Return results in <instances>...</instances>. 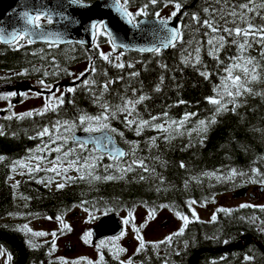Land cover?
<instances>
[{
	"label": "trees",
	"instance_id": "1",
	"mask_svg": "<svg viewBox=\"0 0 264 264\" xmlns=\"http://www.w3.org/2000/svg\"><path fill=\"white\" fill-rule=\"evenodd\" d=\"M92 1L94 0H83V2ZM146 2L147 0H131L129 9H136ZM180 2L183 6L177 18L179 25H187V27H181L185 43L183 45L177 43L175 48L171 47L161 52L158 57L154 54L140 55L126 52L121 59L125 64L133 63L132 69L127 67L116 69L111 64L100 60L93 46L85 48L72 44L49 47L42 44L28 45L24 41L23 46L16 50L14 46L0 45V85L8 83L16 86L21 82L41 79H45L46 83L52 85L67 82L69 76L64 70L69 72L71 67L80 62L89 65V56H92V63L97 69L95 74H86L85 77L96 81L92 90L77 86L75 92L66 93L65 103L58 112L49 111L44 116L31 118L16 119L13 116L12 119H6L12 116V113L9 110L0 111V129L5 133L0 136V156L4 157L0 160V219L9 213L16 215L18 209L22 208L21 201L25 200L23 197L28 198L31 209L47 214L56 211L53 215L61 214L73 205L80 204L81 200H86L88 204L84 207L90 208L93 212H104L105 205L115 206L116 210L111 212H126L127 208L133 210L137 207L145 208L143 202H147L148 207H155L156 211L162 209L159 208L160 204L172 205L171 212L175 213L179 210L191 218V213L185 203L189 199L196 200L197 205H201V202L205 205L223 190L232 192L246 186H264L251 182L252 179L264 178V95L256 94L264 92V73L259 82L251 84L253 93L245 94L238 99L239 106L235 111L223 112L217 117V123L209 127L202 145L195 133L192 134L190 140L186 130L183 134H174L172 139L165 141L164 133L151 128L145 129L140 136H136L134 131L125 128L121 123L123 115L110 121L111 127L124 133L123 140L119 136H114V138L127 152H130L131 146L125 144L124 140L139 142L136 156L144 159L145 164L150 169L154 168L156 174L164 177L163 185L151 172L145 173L139 168L124 174L123 179L112 181L76 179L67 187L54 191L49 186L35 182L36 179L43 178L46 181L47 177H50L49 173L43 171L27 174V179L19 183L16 189H13L8 181L13 162L26 158L31 154L30 149L35 150L41 144L39 138L30 139L29 137H36L37 131L44 125H50L57 119L71 121L81 112L96 115L100 111L93 102V92L99 95V85L105 83L106 80L115 81L109 85L103 97L111 104L120 103L121 95L133 98L132 88L137 89V95L142 90L151 97L137 106V111L144 119L149 118L150 115L161 116L164 111H167L171 120L178 121L184 113L195 112L197 116L192 117L185 125V129H189L195 126L198 119L210 117L214 107L206 103L205 97L213 95L212 87L220 83L219 77L225 75L224 68L230 62L228 58L237 55V49L231 43L232 38L227 37V44L220 53L222 63L217 65L215 60L208 56V47L204 45L201 51L202 64L198 67L201 69L206 67L213 73L209 81H205L190 64L186 66L181 63V58L187 55L183 51L187 47V41L193 37L203 41L205 39L203 33L207 31L206 28L191 20V14L196 13L202 23L205 18H209L203 12L205 7L231 9L233 5L247 3V0H180ZM163 4L164 0H160L156 6H150L148 18L153 17L151 13L159 10ZM253 4L257 6L256 10L260 15L264 16V8L259 7L264 4V0H253ZM237 11H239L238 7ZM250 15L256 26L264 24V21L255 14ZM139 18L141 17L137 19ZM215 18L223 27L224 21L220 19L219 13ZM41 23L48 25L43 20ZM237 23L240 22L237 21ZM228 26L234 27L235 25L229 23ZM249 39L251 47L244 55L254 58L264 67L259 36ZM53 57H55V64H53ZM160 64L167 65V68H161ZM23 69L28 70L27 74L17 76L16 73ZM131 71H136L139 75L135 78L130 77L128 74ZM235 71L239 72V70ZM44 72L49 73L47 78L43 76ZM54 72L57 73L55 76L52 75ZM105 72L107 76L104 75ZM161 76L164 77L161 91L154 92L153 89L159 83ZM120 77L123 79H119ZM76 85H80V81H76L71 87ZM22 99L23 97L18 94L11 97L9 101L16 105ZM69 100L73 103H68ZM181 100L184 103H179ZM152 136L157 137L156 146L149 148L146 141ZM47 139L44 137V142H47ZM189 143L192 146L185 148L184 146ZM71 146L74 145L69 141L65 149ZM126 159L130 161L131 155ZM181 162L185 164V168L180 167ZM109 163L115 162L103 157L94 174L103 176L105 174L103 166ZM252 167H256L261 175L254 177L251 173ZM230 169L244 172L245 176L217 181L214 177L209 178L202 175L205 172H213L226 176ZM110 172L119 175L114 173V170ZM140 175H144L146 179L140 181ZM193 178H199L200 182L198 183ZM186 180L188 181L187 188L184 186ZM157 187H160L161 191L157 192ZM93 205L95 208L92 207ZM241 216L246 219L240 220ZM252 217H256L255 221L251 220ZM192 219L193 222L186 227L185 234L181 237H174L171 246L157 244L154 248L153 245H147L142 251L143 253L148 252L144 255V262L146 264H191V258L198 251H203L197 256L196 264H264V253L256 243L253 241L246 243L248 238H254L264 247V231L260 230L264 227L261 225V221H264V212L258 207L236 208L231 215L218 213L217 221L213 223L197 222L194 218ZM211 237L217 238L212 239ZM225 240L228 243H224ZM185 241L188 242L187 247H185ZM238 243L242 245L223 252H214V250ZM176 251H179L180 255H176ZM245 255L252 256L253 260L244 261Z\"/></svg>",
	"mask_w": 264,
	"mask_h": 264
},
{
	"label": "snow or ice",
	"instance_id": "2",
	"mask_svg": "<svg viewBox=\"0 0 264 264\" xmlns=\"http://www.w3.org/2000/svg\"><path fill=\"white\" fill-rule=\"evenodd\" d=\"M160 0H147L146 3L137 7L134 11L129 10V5L131 0H112L111 5L105 4V7H111L112 10L119 14V16L124 20V22L131 26L134 29H138L140 25L144 24V20L137 19L138 17H148L149 16V7L156 6ZM70 5H78L80 7H88V4L83 3V0H68ZM172 5L173 11L168 16H162L159 11H153L151 15L154 18V24L150 29V34L153 36L154 42L147 46H135L128 43L119 41V38L110 28L105 24L103 20H93L90 23V30L92 35V46L98 52L99 59L105 61L112 65L116 69H124L125 67L132 69L134 67L133 63L125 64L121 57L124 55L123 51H118L119 49H131L140 53L149 52L157 57L161 54L162 50L167 49L168 47L175 48L177 43L183 45L185 41L183 40V33L181 27H187V25H177L176 27H169V23L173 17H176L182 8V3L180 0H164V6ZM237 7L239 11H237ZM259 7L264 8V4H261ZM257 6L253 4V0H247V3H240L238 6L233 5L231 9L226 8H208L205 7L203 12L207 17L202 23L200 18L196 13L191 14V20L200 24V26L207 29L203 33L205 39L203 41L195 39H189L187 41V47L183 49L187 53L186 56L181 58V63L191 65L198 71V74L205 80L209 81L210 77L213 75L206 67L201 69L202 64L201 60V51L204 45L208 47V56L211 57L217 65L221 64L220 53L221 50L225 48L227 44V37H231V43L236 46L237 55L230 56L229 63L224 68L225 75L219 77L220 83L212 87L211 91L213 95L206 96L205 101L207 104L214 107V111L211 113L210 117L205 119H198L194 127L185 129V125L190 121L192 117L197 116L195 112H186L183 116L177 120H171L168 116V112L164 111L161 116L150 115L149 118L144 119L139 111H137V106L141 103L149 100L151 97L145 94L140 90L139 95H137V89L132 88L133 98H128L124 95L119 97L120 103L111 104L105 100L104 93L108 91L109 85L115 83L113 80H106L105 83L99 85V95L93 92V102L97 105L100 111L96 115H90L86 112H81L78 117L69 121V120H60L57 119L55 122L50 125H44L40 130L37 131L36 137L41 140V144L37 146L35 150L30 149L29 152L33 153L39 152V155H31L28 159L35 160V166L31 164H25L23 160H17L13 162V168L19 166L20 169L27 168L28 174H35L38 172L45 173H55L61 178L63 182H58L55 184L57 190L63 189L68 183L75 182L76 179L85 180L90 178V181H112L114 179H123L124 174L133 172L135 168L141 169L145 173L151 172L158 180L161 185L165 183L163 176L156 174L154 168H149L144 159L138 158L136 156L138 141H127L124 140L125 144H129L130 152H126L123 149L117 147L114 136H119L122 140L124 139V133L119 132L116 128L111 127L110 121L117 119L118 116L123 115L121 123L124 127L130 131H134L136 136H140L145 129L151 128L155 131L164 133V140L168 141L173 138L174 134H183L186 130L190 140L192 134L195 133L199 137V142L202 145L204 143L205 134L208 132L209 127L217 123V117L223 112L235 111L238 105V99L245 94L253 93V88L251 84L259 82L261 79L262 73H264V67L261 66L254 58L246 57L244 53L248 48L251 47L250 37L255 39L256 36H259V42L261 43V57L264 58V24L256 26L252 22V15L255 14L262 21H264V16H261L260 13L256 10ZM219 13L220 19L224 21V26L221 27L219 22L216 20V15ZM187 15V14H186ZM19 17L23 20L25 27L21 29L13 28L11 31H5L3 28H0V43L14 46L16 50H19L23 46V42L26 41L28 45L34 44L37 40L46 42L49 47H54L59 43H71V41H65L63 36L59 32H45L43 31V25L41 21H45L48 25H51L53 22L52 12L47 10L36 9L33 13L29 10H24L19 12ZM63 19L67 20V16H63ZM231 18V19H229ZM239 21L240 23H237ZM229 23L235 25L234 27H229ZM243 25V26H241ZM198 31V29H197ZM97 36H104L107 38V42L110 46V52H104L100 50V45L97 42ZM81 45L83 41H79ZM115 56L113 58V54ZM43 59V57H41ZM89 65L85 68L84 71L80 72L78 75L64 70L68 76L73 77V83L75 85L76 81H80V85L73 87H66L62 91L59 89H54L52 84L45 82V79L38 81V84L43 90L48 91V95H44L43 91L33 93L36 96H42L44 103L39 109H32L26 112H21L19 114L13 113L12 116L6 117V119H12L15 116L16 119H22L25 117L31 118L33 116H44L45 113L52 111L58 112V110L65 103L64 96L66 93H73L76 91L77 86H83L86 90L91 91L92 87L96 85L94 79L85 78L86 74H95L97 72L96 67L92 63V56H89ZM53 64H55V57H53ZM161 68L166 69L167 65L160 64ZM58 68V65H57ZM239 70V72L235 71ZM27 69H23L20 72L16 73L17 76H24L27 74ZM38 71V70H37ZM242 73V74H241ZM57 73H52L55 76ZM107 76V73H104ZM130 77H137L139 75L136 71H131L128 74ZM43 76L47 78L49 76L48 72H44ZM119 79H123L120 77ZM164 82V77L161 76L159 83L155 85L153 91L160 92L161 86ZM20 95L25 97L27 94L24 92L16 93L14 91H8L6 93L0 94V100H8L13 96ZM257 95H264V92L256 93ZM23 102V100H21ZM68 103H73L72 100H69ZM179 103H184L180 101ZM12 105H8V110L10 111ZM163 122H158V121ZM77 130H81L84 133L88 134V139H81L75 135ZM99 133V136L94 134ZM4 131L0 129V136L4 135ZM44 137H47V142H44ZM71 141L74 147H68L65 149V146L68 145ZM157 137L152 136L146 141L149 148L156 146ZM91 144L92 148L89 150L88 145ZM191 143L185 145L184 147H191ZM77 149L79 151H77ZM45 152H55L57 153L55 159L48 160L45 156ZM84 153H87L86 155ZM131 155L132 159L128 161L127 158ZM104 156L110 161L115 163H109L104 165L105 174L103 176L95 175L94 171L99 166L100 161ZM4 157L0 156V160H3ZM42 164H51V167H42ZM66 164V166H64ZM59 165V166H58ZM181 168H185L183 162L180 163ZM110 170H114L113 174ZM69 171H75L79 175L78 177H72L67 175ZM251 173L255 177L261 175L259 170L256 167L251 168ZM24 175V172L20 173ZM203 176L209 178L214 177L217 181L221 180H231L236 176H245L244 172H238L236 169H230L226 176L217 175L213 172L202 173ZM11 179V177H9ZM146 177L144 175L139 176L140 181H144ZM196 179L199 183V178ZM37 184L45 183L46 186L53 183L51 177H47V180L41 178L36 179ZM252 183H260L264 185V178L259 180L252 179ZM19 182L12 184V188L16 189ZM185 188L188 187V181L184 183ZM166 190V189H165ZM156 191H161L160 187L156 188ZM28 199L27 197H23ZM144 207L148 209L147 216L145 217L144 223H141L139 227L136 226L134 221V214L132 208L125 209L127 215L123 217L122 223L125 225L132 224V232L135 234V239L138 241V246L135 249L134 255L139 254L143 249H145L148 243H152L155 248L157 244H167L171 246L172 240L174 237H181L185 234L186 227L195 221L199 222V217L197 212L192 207L197 204L196 200L189 199L185 203L187 205L188 211L191 213V218L189 215L183 214L181 211L177 210L175 212L176 217L182 221L180 227L177 231L169 234L164 237L163 240L158 242H147L141 234V229L145 227V224L154 218L156 213V208H149L147 202H143ZM88 204V201L81 200L79 205H73V207H82L85 212L89 213L90 219H94L92 211L88 207H84ZM203 206V202H201ZM27 207V205H25ZM95 208V205L92 206ZM258 207L262 212H264V205H252V204H240L239 208H256ZM135 208V205H133ZM159 208H168L169 211L172 210L173 206L169 204H160ZM104 212H111L116 210L115 206L108 207L104 206ZM234 209L220 207L217 208L211 215L209 223L217 221V214L224 213L226 215H231ZM13 215V213H9ZM25 215V214H19ZM26 215H33L32 213H27ZM45 219L51 220L52 217H45ZM240 220H245L244 216L239 217ZM256 217H252L251 220L255 221ZM55 221L59 224L60 234L63 235L64 231H71L70 225L66 223L61 215H56ZM261 225H264V221H261ZM16 231L21 232L25 235V244L29 248H35L37 245L29 237H45L51 235V249L48 255H51L52 252L56 250V238L57 231H52L48 233L46 231L33 230L29 223H24L22 225H17L15 228ZM261 231H264V227H261ZM91 232H84L81 236V239L85 244L90 243ZM125 235L123 230L120 231L118 236H111L108 239L113 242V247L109 248V254L111 255L114 261H117V264H134L133 258L129 257L127 260L120 259V254L126 252V249L116 245L115 242ZM216 239L217 237H211ZM47 243V242H46ZM224 243H228L227 240ZM185 247L188 246V242H184ZM97 249L98 259L95 261L89 260L86 257H80L78 259L72 260L71 264H106L105 257L102 248L106 247L105 241L101 240L95 245ZM114 248V250H113ZM176 255H180L179 251H176ZM0 256L5 257L4 264H11L12 255L6 251L3 246H0ZM60 264H69L63 257H58ZM253 260L252 256L245 255L244 261L250 262ZM49 264H53L50 260Z\"/></svg>",
	"mask_w": 264,
	"mask_h": 264
},
{
	"label": "rangeland",
	"instance_id": "3",
	"mask_svg": "<svg viewBox=\"0 0 264 264\" xmlns=\"http://www.w3.org/2000/svg\"><path fill=\"white\" fill-rule=\"evenodd\" d=\"M134 11L135 9H129ZM173 7L171 4L168 6H163L157 10L161 13L162 16H168L172 11ZM173 17L172 19H174ZM102 37V39H99ZM97 42L100 45V50L104 52H110V46L107 42V38L104 36H97ZM115 56V53L113 54V57ZM88 67V64L85 62H80L74 65L69 69V72H72L76 75H78L80 72L84 71L85 68ZM73 84V77L69 76L67 82H61L57 83L54 86V89H59L62 91L66 87H71ZM5 86V87H4ZM8 91H14L16 93L24 92L27 95L23 97V102H19L18 104L14 105L12 104L9 99L8 100H0V111L1 110H8V105L11 104L12 108L10 112L19 114L21 112H26L32 109H39L42 107L44 103V99L42 96H36L33 95V93L41 92L43 91L44 95H48L47 90H43L40 85L38 84V81H29V82H21L19 84H16V86H12L10 84H3L0 85V94L6 93ZM39 152H33L31 153L24 161L25 164H31L32 166H35L36 161L28 159L31 155H39ZM57 153L55 152H45V156L48 160L55 159ZM42 167H51V164H42ZM59 166V165H58ZM66 166V164L64 165ZM24 172V175H21L20 173ZM28 174L27 168L20 169L19 166H16L13 168L11 172V184L19 182L23 176H26ZM50 177L53 180V183L50 184L52 189H56L55 184L58 182H63L59 176H57L55 173H49ZM67 175L72 177H77L78 173L75 171H69ZM260 188H262L260 190ZM238 190V189H237ZM237 190H234L232 192L230 191H221L218 194H216L212 201L210 203H206L205 205H193L192 207L197 212V215L199 217V221L208 222L210 221L212 213L220 207L225 208H232L236 209L239 208L240 204H252V205H264V186L263 187H257V186H250L249 192L246 193L244 197H238L234 198L233 194L237 192ZM254 194L255 196L252 198L249 196V194ZM147 209L143 207H137L133 210L134 214V223L137 227L141 223H144L145 217L147 216ZM101 212H95L92 213L94 216V219H90L88 213H83L82 217L76 220L75 223L70 224L71 231L65 230L63 235L60 234L59 231V224L57 222H48L47 220H40L35 221L30 224V227L33 230H43L48 233H51L52 231H57V238H56V250L51 255V259L53 260L54 256L57 257H63L67 261H69V264H71L72 260L78 259L80 257H86L89 260H96L97 259V249L93 250H87L85 248H81L80 241L81 236L84 232H86V229L88 228V225L93 222L94 220L101 218ZM127 215V212L121 211L118 213V217L120 218L121 222L123 220V217ZM182 221H180L175 213L169 211L166 208H162L158 211H156L155 216L153 219L149 220L143 229H141V234L145 241L147 242H158L164 239V237L168 236L169 234L175 232L180 227ZM123 231L125 232V235L121 237L119 240L115 242L116 245H119L120 247H123L126 249V252L120 254V259L127 260L129 257L134 258V252L136 247L138 246V241L135 239V234L132 232V224L125 225L122 223ZM33 238V237H32ZM36 238V237H34ZM43 241H48L50 244L48 245V249L51 248V235L41 237ZM127 241H130V244L127 243ZM69 244L70 245V251L65 250V246ZM106 247L102 248L101 251L107 250L109 248L113 247V242L108 241L105 242ZM148 245H152V243H148ZM114 250V248H113ZM143 251V250H142ZM83 264V262H82Z\"/></svg>",
	"mask_w": 264,
	"mask_h": 264
},
{
	"label": "water",
	"instance_id": "4",
	"mask_svg": "<svg viewBox=\"0 0 264 264\" xmlns=\"http://www.w3.org/2000/svg\"><path fill=\"white\" fill-rule=\"evenodd\" d=\"M88 4V7H80L78 5H70L68 0H0V28H3L6 32L11 31L13 28L21 29L25 27L23 20L19 17V12L24 10L35 12L36 9L44 10L45 8L52 12L53 22L51 25H43V31L45 32H59L63 36L65 41H71V43H59L56 46L65 45H79L86 48L92 46V35L90 30V23L93 20H103L105 24L116 34L119 41L128 43L135 46H147L154 42L153 36L150 34V29L154 24V18L142 17L139 20H144L145 23L140 25L138 29H134L127 25L118 13L114 12L112 8L105 7L104 5H111L112 0H94L92 2H83ZM67 16L65 20L62 17ZM177 20L170 21L169 27H176ZM83 41L81 45L78 43ZM34 44L47 45L46 42L37 40ZM2 46H8L0 43ZM162 50L165 52L169 50ZM120 51L132 52L142 55L152 54L149 52L140 53L131 49H119ZM78 138L88 139V134L84 132L75 133ZM99 136V133L94 134ZM115 140V139H114ZM116 143V141H115ZM117 147L125 149L117 144ZM88 146H92L89 144ZM248 191V188H242L233 194L234 198L244 197ZM122 227L118 217L115 214L105 215L99 219L98 225L93 232V240H99L104 237L116 236L120 233ZM9 241L15 246L20 253V261L18 264H22L23 252L21 247L16 241ZM255 242L259 249L264 253V247L259 244L254 238H248L246 243ZM241 244H235L222 249L214 250V252H223L229 248L238 247ZM203 251H198L192 258L191 264H196L197 256Z\"/></svg>",
	"mask_w": 264,
	"mask_h": 264
},
{
	"label": "flooded vegetation",
	"instance_id": "5",
	"mask_svg": "<svg viewBox=\"0 0 264 264\" xmlns=\"http://www.w3.org/2000/svg\"><path fill=\"white\" fill-rule=\"evenodd\" d=\"M71 147H74V146H71ZM88 148L90 150L92 147H88ZM77 151H79V150L77 149ZM84 154L86 155L87 153H84ZM104 157H106V156H104ZM26 158H24V159H26ZM24 159H21V160L26 161ZM11 169L13 170V166L11 167ZM10 177H11V175H10ZM26 179H27V177L23 176V178L19 181V183H22ZM8 181L11 184L10 179ZM40 184L46 185L45 183H40ZM69 184L70 183H68L66 185V187ZM48 186L52 191L56 190V189H52V187L50 185H48ZM261 189L262 188H260V190ZM249 196L253 198L255 195L252 193V194H249ZM25 205H27V207H25ZM21 207L22 208L18 209L16 215H11V216L6 215L0 219V246H3L6 249V251L12 255L13 259L11 261V264H18L19 263L20 253L15 248V246L9 241V239L12 241H16L19 244V246L21 247L22 252H23L22 264H49L50 260L53 262V264H60L59 260H57V258H58L57 256H54L53 260L51 259V255L54 252H52L51 255H48V253L51 249V248L48 249V245L50 244L48 241H43L41 237H38V238L29 237L37 245L35 248H29L28 245L25 244V239H26L25 235L23 233L15 230L17 225H22L24 223H29V226H30V224L32 222L40 221V220H47L48 222H56L55 217L58 214L53 215V214H55L56 211L53 212L52 214H47V213H43V212L38 211V210L31 209L30 201L28 199L21 201ZM27 213H32L33 215H31V216L26 215ZM83 213H88V212H85L82 207H79V206L73 207L72 206L70 209L66 210L65 212H63L59 215H61L63 220L70 225V224L75 223L76 220H78L79 218H81ZM92 213H95V212L92 211ZM101 213H102L101 215L104 216L107 214H111L112 212H107V213L101 212ZM19 214H25V215H19ZM116 215L118 217V213ZM45 217H52V219L48 220V219H45ZM99 219L100 218L94 220L93 222H91L88 225V228L86 229V231L92 233V235L90 237V243L85 244L83 242V240L81 239L80 245H79L81 248H85V249L91 251V250L95 249V245L99 241H101V240H103L105 242L110 241L108 239L109 237H104L102 239L95 240V241L93 240V232L95 231V228L98 225ZM118 219L120 220L119 217H118ZM120 223H121V220H120ZM121 226H122V223H121ZM118 235H116V236H118ZM127 243L130 244V241H127ZM65 250L68 251V253L71 252L69 244H67L65 246ZM102 252H103V255L105 257L106 264H117V261H114L112 259L111 255L109 254V252H107V250H104ZM145 254H148V252L143 253L141 251L139 254H136L133 258L134 264H146L144 262V255ZM4 259H5V257L0 256V264H4ZM97 259H98V257H97ZM92 261H95V260H92Z\"/></svg>",
	"mask_w": 264,
	"mask_h": 264
}]
</instances>
